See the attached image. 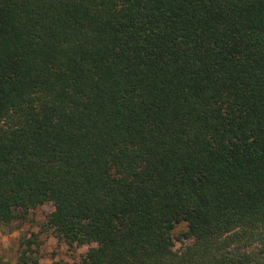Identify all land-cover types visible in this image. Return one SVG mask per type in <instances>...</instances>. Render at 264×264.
I'll return each mask as SVG.
<instances>
[{"label": "trees", "instance_id": "1", "mask_svg": "<svg viewBox=\"0 0 264 264\" xmlns=\"http://www.w3.org/2000/svg\"><path fill=\"white\" fill-rule=\"evenodd\" d=\"M45 203L51 264H264V0H0V224Z\"/></svg>", "mask_w": 264, "mask_h": 264}, {"label": "rangeland", "instance_id": "2", "mask_svg": "<svg viewBox=\"0 0 264 264\" xmlns=\"http://www.w3.org/2000/svg\"><path fill=\"white\" fill-rule=\"evenodd\" d=\"M52 210L50 203H45L31 209L24 219H16L8 224H0V262L15 264L22 250L28 254H35L38 250L39 262L51 264L57 262H73L88 250V245H68L46 229L45 222ZM185 229L184 224H179L174 229L177 235ZM192 243V239L176 241L174 249L184 248Z\"/></svg>", "mask_w": 264, "mask_h": 264}]
</instances>
